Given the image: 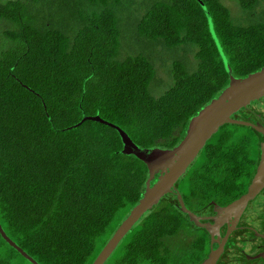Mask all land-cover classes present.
<instances>
[{
    "label": "trees",
    "instance_id": "obj_1",
    "mask_svg": "<svg viewBox=\"0 0 264 264\" xmlns=\"http://www.w3.org/2000/svg\"><path fill=\"white\" fill-rule=\"evenodd\" d=\"M236 3L237 20L220 0H0V227L36 264H90L142 195L146 166L110 124L170 148L227 83L215 42L233 76L263 67L264 0ZM94 114L110 124L81 120ZM245 131L223 124L205 140L175 182L185 205L244 192ZM181 221L163 194L106 264H197L207 235ZM0 264L32 263L0 236Z\"/></svg>",
    "mask_w": 264,
    "mask_h": 264
},
{
    "label": "water",
    "instance_id": "obj_2",
    "mask_svg": "<svg viewBox=\"0 0 264 264\" xmlns=\"http://www.w3.org/2000/svg\"><path fill=\"white\" fill-rule=\"evenodd\" d=\"M211 36L215 42L212 32ZM215 44L228 75L227 83L214 99L190 117L183 137L172 147H138L123 130L97 115L82 117L81 120L91 118L114 127L120 138V152L133 155L147 169L142 195L128 209L90 264H102L136 219L163 194L170 198L189 221L210 235V242L216 240V248L210 247L206 257L197 264H217L224 256L232 257L231 264H264V65L244 77H235L219 45L217 42ZM228 123L253 128L262 139L253 176L246 191L225 205L220 206L209 200L201 207L190 210L182 203L178 192L174 193L175 196L170 192L205 140L221 125ZM0 236L24 255L26 260L36 264L4 234L1 227Z\"/></svg>",
    "mask_w": 264,
    "mask_h": 264
},
{
    "label": "flooded vegetation",
    "instance_id": "obj_3",
    "mask_svg": "<svg viewBox=\"0 0 264 264\" xmlns=\"http://www.w3.org/2000/svg\"><path fill=\"white\" fill-rule=\"evenodd\" d=\"M242 126V125H241ZM244 127H246V126H244ZM253 128H250V127H247V130H249L250 132H251V130H252ZM254 130V129H253ZM252 130V131H253ZM254 133H253V138L255 139L254 140V143L256 144V146H255V156H254V160H255V167H254V169H253V173H254V170H255V168H256V165H257V161H258V159H257V154H258V150H259V146H260V141L262 140L261 139V137H260V135L258 134V132L257 131H253ZM253 173H252V176H253ZM252 178V177H251ZM251 178L249 179V181H248V183H247V186H248V184H249V182H250V180H251ZM177 181V180H176ZM175 181V182H176ZM247 186L245 187V190H244V192L246 191V189H247ZM175 192H178L179 194H180V197H181V199H182V195H181V193L179 192V190H178V188H177V185L174 183V187H173V190L170 192L171 194H173L174 195V193ZM243 192V193H244ZM175 196V195H174ZM240 196V195H239ZM169 198V197H168ZM237 198V197H236ZM235 199V198H234ZM231 200H233V199H231ZM231 200H229V201H231ZM182 201V200H181ZM222 200L221 199H219V200H217V201H214V203H216V204H218V205H220V206H222V205H225L226 203H228L229 201H226V202H221ZM208 202V201H207ZM183 203V202H182ZM184 204V203H183ZM185 205V204H184ZM185 206H187V205H185ZM190 210H192V209H196V208H199V207H201V206H187ZM187 226H188V229H189V231H190V234H189V236H190V238L192 239V240H195L196 238H198V237H201V236H203L204 234H206L207 235V243H208V241H209V243L207 244V253L209 252V249H210V247H212V249H214V248H216V240H212V242H210V235L209 234H207V232L203 229V228H200V227H198V226H196L193 222H187ZM207 253H206V255H207ZM206 255L203 257V258H205L206 257ZM231 256H224L223 258H221L219 261H218V263L217 264H231L232 263V260H231Z\"/></svg>",
    "mask_w": 264,
    "mask_h": 264
},
{
    "label": "rangeland",
    "instance_id": "obj_4",
    "mask_svg": "<svg viewBox=\"0 0 264 264\" xmlns=\"http://www.w3.org/2000/svg\"><path fill=\"white\" fill-rule=\"evenodd\" d=\"M229 10L230 12V15L232 18H234L235 20L239 19V17L241 16V11L236 3V0H220ZM243 17L245 16L244 13H242ZM260 16V19H264V13H261V14H258ZM241 18V17H240ZM245 18V17H244ZM243 128H239V129H236V130H239L240 133H244V130H242ZM247 133V138H248V142H247V145H246V151H247V154L249 155V152H250V149H251V140L253 139V136H252V133L247 130L245 131ZM162 149V148H160ZM196 158V156H194V158L191 160L193 162V160ZM190 165V164H189ZM180 185V184H179ZM142 194V193H141ZM131 208V207H130ZM125 214H121L120 216H124ZM121 217V218H122ZM136 222V221H135ZM135 224V223H134ZM181 224H182V227H181V230L190 234V231L188 229V226H187V223L184 222V221H181ZM209 243V241H208ZM207 243V244H208ZM196 251H199L198 249H196ZM207 253V251H206ZM109 257V256H108ZM107 259L104 260V262L102 264H106L107 263Z\"/></svg>",
    "mask_w": 264,
    "mask_h": 264
},
{
    "label": "clouds",
    "instance_id": "obj_5",
    "mask_svg": "<svg viewBox=\"0 0 264 264\" xmlns=\"http://www.w3.org/2000/svg\"><path fill=\"white\" fill-rule=\"evenodd\" d=\"M128 211V210H127Z\"/></svg>",
    "mask_w": 264,
    "mask_h": 264
}]
</instances>
